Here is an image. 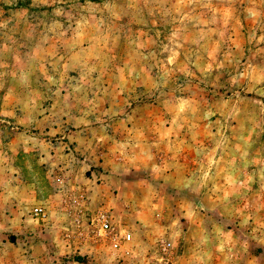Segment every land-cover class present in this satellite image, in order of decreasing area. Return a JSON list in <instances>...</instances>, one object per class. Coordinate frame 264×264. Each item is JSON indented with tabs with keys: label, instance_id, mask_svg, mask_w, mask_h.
<instances>
[{
	"label": "rangeland",
	"instance_id": "rangeland-1",
	"mask_svg": "<svg viewBox=\"0 0 264 264\" xmlns=\"http://www.w3.org/2000/svg\"><path fill=\"white\" fill-rule=\"evenodd\" d=\"M0 264H264V0H0Z\"/></svg>",
	"mask_w": 264,
	"mask_h": 264
},
{
	"label": "built area",
	"instance_id": "built-area-1",
	"mask_svg": "<svg viewBox=\"0 0 264 264\" xmlns=\"http://www.w3.org/2000/svg\"><path fill=\"white\" fill-rule=\"evenodd\" d=\"M33 213L35 216L43 215V211L40 208H35ZM101 231L107 235L110 246L115 250L121 248V243H129L131 239V235L129 233H117V231L115 232L114 228H112V226L107 222L101 223Z\"/></svg>",
	"mask_w": 264,
	"mask_h": 264
},
{
	"label": "trees",
	"instance_id": "trees-1",
	"mask_svg": "<svg viewBox=\"0 0 264 264\" xmlns=\"http://www.w3.org/2000/svg\"><path fill=\"white\" fill-rule=\"evenodd\" d=\"M78 262H80L79 258L77 259Z\"/></svg>",
	"mask_w": 264,
	"mask_h": 264
}]
</instances>
